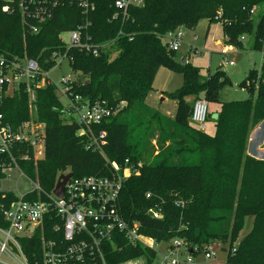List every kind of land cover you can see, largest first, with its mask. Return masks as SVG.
<instances>
[{"label":"trees","instance_id":"16d2710c","mask_svg":"<svg viewBox=\"0 0 264 264\" xmlns=\"http://www.w3.org/2000/svg\"><path fill=\"white\" fill-rule=\"evenodd\" d=\"M114 2L93 0L94 10L83 14L65 0L39 32L24 35L18 15L0 9V51L24 53L43 68L53 66L52 50L66 51L59 34L88 22L83 34L102 46L97 55L67 50L74 76L70 87L82 100L104 101L116 110L91 126L93 134L104 131L106 138L102 151H93L84 144L89 132H82L75 119L63 113L55 87L37 88L34 112L44 123L43 157L36 164L32 158L21 163L22 169L49 192L65 169L72 177L108 176L111 162L121 168L130 165L137 172L124 179L117 204L125 221L138 223L140 234L157 243L175 238L182 253L191 249L193 257L216 241L225 249L224 264H264V160L246 152L250 130L264 119V55L260 70L250 69L240 84L248 97L223 100L220 91L229 84L224 70L203 76L184 59L176 62L164 40L167 32L193 29L205 19L208 25H221L224 45L244 48L240 37H249L248 48L261 52L264 0H143L125 11ZM162 65L182 75L181 86L167 94L176 104L171 119L143 103ZM197 99H206L207 110L210 104L218 106L213 135L198 130L190 120ZM28 106L27 93L20 87L3 101L4 120L16 127L29 119ZM155 137L156 153L150 143ZM27 151L31 155V147ZM14 198L0 192V205L5 207ZM248 217L250 230L234 243ZM0 226H5L1 213ZM44 232L46 238L52 236L48 226ZM112 243L102 246L109 264L140 256L151 264L156 258L153 248L131 243L123 232L115 234ZM21 247L28 264H41L39 233L22 238Z\"/></svg>","mask_w":264,"mask_h":264},{"label":"built area","instance_id":"2783aa9c","mask_svg":"<svg viewBox=\"0 0 264 264\" xmlns=\"http://www.w3.org/2000/svg\"><path fill=\"white\" fill-rule=\"evenodd\" d=\"M64 1L2 0L0 9L3 13L18 15L23 35L35 34L39 32L41 25L51 18L53 10ZM66 1L80 7L83 14L94 10L93 0ZM114 4L125 11L129 6L142 5L143 0H115ZM87 24L88 22L66 31L67 39L60 37L62 32L59 34L66 51H51L49 59L53 66L59 65L62 59H66L68 63L71 61L67 54L69 48H78L97 55L102 45L91 43L89 36L83 34ZM179 28L181 27L167 32L164 36L167 47L172 51L177 50L182 39ZM240 40H244V37L241 36ZM222 52L226 53V49H222ZM261 53L263 56L264 48ZM53 66L43 68L37 60L29 58L24 53L0 51V192L15 196L5 207L0 205L1 217L5 224L0 226V257L4 255L9 264H28L21 247V239L30 238L35 233H39L40 237L41 264H109L102 246L106 242L112 243L114 235L120 232H123L125 238L133 244L141 243L153 248L151 245L153 239L138 232V223L125 221L119 213L117 201L123 181L133 171L137 172L130 165L121 168L115 162H111L113 170L108 176L71 175L64 185L61 197L55 196L53 189L45 191L38 181L28 176L22 169L20 164L30 161L31 158L35 161L37 157L35 152L44 147V126L41 124L34 130L20 123L13 127L4 120L1 112L3 101L17 93L20 87H23L25 92L32 93L46 85L54 86L62 102L63 113L67 117H73L81 126L82 132H89V138L85 139L84 144L93 151H102L106 138L104 131L98 132L97 135L93 134L91 126L99 124L116 112L104 101L89 102L73 94L70 87L74 79L73 74L61 76L59 82L54 83L49 77V70ZM207 111V102L204 99L193 102L190 120L200 131L206 130ZM27 147H31V155ZM125 163H128L127 159ZM13 172L15 178L11 177ZM20 178L25 180L28 187L24 193L16 195L13 191L18 190ZM3 182L7 183L6 188L3 187ZM148 196L146 194V197ZM152 215L161 217L156 212ZM45 226L50 228L52 235L50 238L45 237ZM179 246L181 249H178ZM182 250L180 241L174 243L172 247L167 245L168 256L173 257L163 256V259L167 260V264H200L189 253H182ZM218 250H221L218 242L207 243L201 250L204 260L214 258ZM0 263H3L1 258Z\"/></svg>","mask_w":264,"mask_h":264},{"label":"rangeland","instance_id":"374dc122","mask_svg":"<svg viewBox=\"0 0 264 264\" xmlns=\"http://www.w3.org/2000/svg\"><path fill=\"white\" fill-rule=\"evenodd\" d=\"M182 33L181 42L176 51L172 54L173 59L181 63L184 58L185 61L189 62L191 65L198 67L200 74L207 76V74L214 73L217 68L223 69L226 73L229 84L225 85L220 91V97L223 100H243L248 97V93L244 87L240 84L248 75L250 69L260 70L262 53L259 50H251L248 48L249 37L244 38V48L230 47L227 48L223 42V35L221 31V25L218 22H212L208 25L207 21L201 20L193 29H187L185 27L179 28ZM62 39H67L68 35L66 32L60 34ZM226 49V53L222 52V49ZM189 54V56H187ZM228 61L227 63H224ZM231 62L232 64H229ZM72 70L66 59H62L59 65L53 66L49 70V77L54 83H58L61 76H71ZM182 84V75L174 70L167 68L162 65L158 68L156 75L152 81V90L147 94L144 100V106L151 109L152 111L160 114L164 118L171 119L175 112L176 104L170 99L167 94L177 90ZM27 101L29 108V119L24 120L21 124L28 125L30 128L36 130L41 124L44 126L42 121L35 119L34 112V92H26ZM190 100V98H188ZM206 101V99H204ZM209 118L206 122V134L213 135L215 128V120L218 111V106L216 104H210L208 106ZM168 115V116H167ZM76 117V115H73ZM158 135V132H154V136ZM150 143L155 147V153L157 152L156 137L150 138ZM35 161L41 160L43 157V148L40 151H36ZM69 173L68 169H65L62 174ZM11 177L15 178L14 172L11 173ZM32 178V177H31ZM37 181V177H33ZM12 186V184H11ZM3 187H7V183L3 182ZM27 184L25 180L20 178L18 180V190L13 191L16 195H20L27 190ZM13 190L14 187L12 188ZM251 228V218H246L242 230L240 231L237 239L234 243H237ZM1 239V235H0ZM179 240L171 239L168 243L174 245V243ZM167 242H155L152 240V247L156 251V258L151 264H156L161 261L167 260L163 259V256H168L166 251ZM181 249V246L178 247ZM173 257L170 255L168 257ZM1 260L3 263L9 264L7 258L1 255ZM194 259L198 263L207 264H224L225 252L218 250L214 258L207 261L203 258L202 251L194 256ZM121 264H148L146 259L142 256L128 260L122 261Z\"/></svg>","mask_w":264,"mask_h":264},{"label":"crops","instance_id":"0c3cea01","mask_svg":"<svg viewBox=\"0 0 264 264\" xmlns=\"http://www.w3.org/2000/svg\"><path fill=\"white\" fill-rule=\"evenodd\" d=\"M225 47L230 48L227 45H225ZM188 55L189 54H187V56ZM173 115L171 117H173ZM246 152L256 159L264 160V119L250 130L248 134Z\"/></svg>","mask_w":264,"mask_h":264},{"label":"water","instance_id":"95a60500","mask_svg":"<svg viewBox=\"0 0 264 264\" xmlns=\"http://www.w3.org/2000/svg\"><path fill=\"white\" fill-rule=\"evenodd\" d=\"M71 173H67V174H60L58 177H57V180H56V183H55V186L52 190L53 194L57 197H61L62 194H63V189H64V185L65 183L68 181V179L71 177ZM221 251H225V249L221 248ZM188 252L191 253L192 250L191 249H188Z\"/></svg>","mask_w":264,"mask_h":264}]
</instances>
